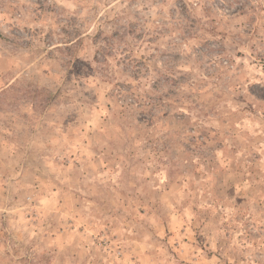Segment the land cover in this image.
Here are the masks:
<instances>
[{"label":"rangeland","instance_id":"obj_1","mask_svg":"<svg viewBox=\"0 0 264 264\" xmlns=\"http://www.w3.org/2000/svg\"><path fill=\"white\" fill-rule=\"evenodd\" d=\"M0 264H264V0H0Z\"/></svg>","mask_w":264,"mask_h":264}]
</instances>
